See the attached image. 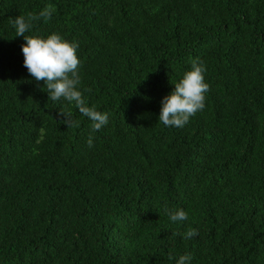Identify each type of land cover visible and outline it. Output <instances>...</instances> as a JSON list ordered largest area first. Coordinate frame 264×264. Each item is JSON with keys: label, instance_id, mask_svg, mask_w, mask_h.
<instances>
[{"label": "trees", "instance_id": "1", "mask_svg": "<svg viewBox=\"0 0 264 264\" xmlns=\"http://www.w3.org/2000/svg\"><path fill=\"white\" fill-rule=\"evenodd\" d=\"M45 8L25 35L78 44L83 98L108 116L99 131L23 65L10 21ZM194 59L204 108L165 127L160 100ZM177 207L187 219L170 222ZM185 253L264 264V0H0V264Z\"/></svg>", "mask_w": 264, "mask_h": 264}, {"label": "clouds", "instance_id": "2", "mask_svg": "<svg viewBox=\"0 0 264 264\" xmlns=\"http://www.w3.org/2000/svg\"><path fill=\"white\" fill-rule=\"evenodd\" d=\"M52 11L50 8H45L38 14L30 15L28 20L17 15L10 21L15 36L23 37L21 44L23 65L31 78L37 82L43 80L51 101L63 99L74 104L81 115L91 121L93 132L99 131L108 123V116L86 104L83 98L79 87L78 44L69 41L57 32L47 35H25L31 29L30 21L41 18L47 20L51 17ZM205 71L201 61L192 60L190 67L181 74L176 82H173V89L161 98L158 121L165 127L182 128L192 115L203 110L205 93L209 89V85L204 80ZM62 113L65 116L64 123L68 125L70 116L63 111ZM87 144L89 147L92 146L91 136H89ZM166 214L169 221L173 223L187 219L186 211L180 207L166 210ZM196 234L194 229L188 230L183 234V238L188 239ZM169 258L174 260V264H191L192 260L188 253Z\"/></svg>", "mask_w": 264, "mask_h": 264}]
</instances>
